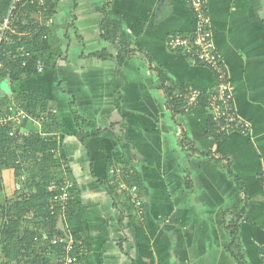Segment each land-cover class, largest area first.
I'll return each instance as SVG.
<instances>
[{"label": "crops", "instance_id": "crops-1", "mask_svg": "<svg viewBox=\"0 0 264 264\" xmlns=\"http://www.w3.org/2000/svg\"><path fill=\"white\" fill-rule=\"evenodd\" d=\"M205 1L247 135L216 139L203 107L179 115L169 107L161 73L177 97L218 84L168 48L172 35L195 27L187 0H59L47 24L59 54L32 80L50 102L47 128L56 123L45 137L57 139L75 185V210L58 225L89 244V264H264V0ZM110 164L132 172L143 215L115 188ZM19 179L3 181L5 201ZM9 218L33 229L26 216Z\"/></svg>", "mask_w": 264, "mask_h": 264}, {"label": "trees", "instance_id": "trees-1", "mask_svg": "<svg viewBox=\"0 0 264 264\" xmlns=\"http://www.w3.org/2000/svg\"><path fill=\"white\" fill-rule=\"evenodd\" d=\"M33 1L34 0H0V21H2L8 15L12 4L16 2L17 9L15 13H19L20 16H26V19L24 18L26 20V24H24V19L22 18L20 22L16 24L18 30L23 31L31 27L36 28L37 26H34V24L32 25L28 22L29 19H31L30 15L38 11V1L35 0L36 2L32 3ZM58 3L59 0H46L45 5H47L48 11L45 12V14H43L44 12L42 13L46 16V20L47 18L51 19L55 16ZM43 34L47 35L48 40L51 30L47 24L39 29V35L42 36ZM47 40L43 41L35 36L32 42H26V48L33 53L30 64L25 68H21L17 64L10 63L8 65V70L6 72L0 73V82H7L10 80L19 81L22 78H37L44 74L52 62L50 50L47 45L45 46ZM120 45L123 50L122 54L128 53L125 51L130 52L126 45ZM122 58H120L121 61L123 60ZM38 60H43L45 63V69L43 73L37 72ZM160 78L162 80V87L168 95V104L172 109L173 114L179 115L184 113V102L179 97L174 95L176 89H174L172 86H169V81L165 74L161 73ZM208 96L209 94H203V96L196 102V105L204 107V110H206L209 114V135L216 139H221L222 136L224 137L226 135L219 132V128L214 122ZM20 97H22L24 101L21 100V103L19 102V107L40 120V117L46 108L43 107L39 109L40 102L36 100L35 93L22 91L20 93ZM7 98H9V95ZM0 109L4 110V107ZM46 122V120H43L42 123ZM27 126H29V128H27ZM24 129L29 130L31 133L25 134L23 131ZM12 130H14V126L12 124L0 126V192L3 189L2 177L4 169L17 168L19 170L22 164L26 163L25 161L28 163L29 158H33L31 161L32 166L29 171L28 179L27 181H24V187L20 186L18 189V192L21 191L20 194L17 195L16 198H12V200L10 199L5 201V205H3L0 210L8 219V221L6 220L5 223H3L2 230H0V237L3 244L2 250L5 257L3 258L2 264H15L12 262L14 260H17V264H34L37 262L38 256H36L33 260H27V262L22 258H30V256L32 257L28 251L32 250V248L36 249L35 246L37 244H35L34 238L41 237V228L38 229V227L41 226L44 230H46L49 233V237L51 239L56 236H63L65 234V232H63L61 227L58 225V219L61 217L62 213L59 210L55 212L50 210V204L53 195L49 191V187L52 185V183L61 178V176L66 172L69 174V176L71 174L69 168L66 167V157L57 156L58 143L55 136L50 138L44 137L39 132H36L35 128L31 129V123L29 125L27 122L23 123L20 128L16 129L15 137H10L9 135ZM112 166L113 165L110 164L108 171L111 170ZM55 174H57V176H55ZM235 180L238 181L236 177ZM108 185L109 189L112 190V185H110V183H108ZM18 192L16 191V193ZM74 210V200H71L65 213L66 215H71ZM30 213L35 215L32 222L33 229L25 228L24 230H20L21 224L18 221L12 222L9 220L10 214H15L18 216V219H22L24 216ZM232 228L233 229H231V232L233 235V243H235L238 235V226L235 225ZM73 235L77 240L82 239L81 236L75 233ZM87 245L89 246V244ZM26 251L30 254V256H24ZM34 253L36 254L35 251ZM45 261L46 264L49 263L47 258ZM87 261L89 264V257Z\"/></svg>", "mask_w": 264, "mask_h": 264}, {"label": "built area", "instance_id": "built-area-1", "mask_svg": "<svg viewBox=\"0 0 264 264\" xmlns=\"http://www.w3.org/2000/svg\"><path fill=\"white\" fill-rule=\"evenodd\" d=\"M38 1V11L42 14L48 11L46 0ZM34 0L32 3H35ZM187 4L193 12L195 18V27L189 33H177L170 37L168 48L177 53H182L191 58L196 63L209 68L218 80L217 86L209 94V104L211 114L222 134L231 132H239L242 135H247L251 130V124L246 119L238 115L234 104V87L231 84V79L227 73V69L223 58L218 53L214 45L213 32L211 22L208 16L207 4L205 0H187ZM16 2L10 8L8 15L0 21V73L8 70L10 63L17 64L21 68H25L30 64L33 53L26 48V42H32L34 37L46 41L47 35H39V29L27 28L19 31L17 23L23 15L16 14ZM35 14V13H33ZM43 15V14H42ZM43 17V16H42ZM45 18V17H44ZM25 20V19H24ZM24 24H26L24 22ZM47 24V21H45ZM17 37V38H15ZM27 39V40H26ZM45 63L43 60L37 62V72L43 73ZM203 96V93L198 90H188L180 92L178 97L184 102V109L189 111L196 102ZM43 119H34L27 111L20 108L16 103H11L0 109V126L12 124L14 130L10 132V137H15L16 129L28 122H34L41 126ZM27 134V129L23 130ZM111 178L114 186L125 197L130 205L136 210L138 215H143L145 211V203L140 198L139 188L129 183L132 172L128 168L115 167L110 170ZM74 183L66 176L56 180L49 187L52 193L50 210L55 212L59 210L63 216L69 203L73 200ZM70 238V241L66 240ZM35 244L39 246L37 250V262L34 264H88L87 260L90 257V248L83 239L77 240L72 234L66 233L63 236L49 237V233L43 230L41 237L34 238ZM42 244V245H40ZM3 244L0 237V264L3 263ZM59 248V249H56ZM264 259V251L262 253Z\"/></svg>", "mask_w": 264, "mask_h": 264}, {"label": "rangeland", "instance_id": "rangeland-1", "mask_svg": "<svg viewBox=\"0 0 264 264\" xmlns=\"http://www.w3.org/2000/svg\"><path fill=\"white\" fill-rule=\"evenodd\" d=\"M43 14H45V12L43 13ZM43 16V17H42ZM25 17V19H26V16H24ZM44 17H46L45 15H42V14H39V13H35V14H32V15H30V18L31 19H29V23H31L32 25L34 24V26H37V27H40V26H44L45 25V21H47V24L49 23H51L52 24V19H50V18H47V20L44 18ZM26 20H24V22H25ZM52 32V31H51ZM58 42H57V40H56V38H55V36H53V35H50V36H48V40H47V42L45 43V46L47 45L48 46V48H49V50H50V54H51V56H52V60H53V62H51V66H49V67H52V66H54L53 64H54V62L56 61V57L58 56V54H59V45L57 44ZM33 78H29V79H20L19 81H7V82H0V108H2V107H5V106H7V105H9V104H11V103H16L17 105H19L20 106V103H21V100H23V98L22 97H20V93L22 92V91H26V92H34V93H38V94H35L36 95V100H38L39 102H40V104H39V109H41V108H43V107H45L46 109L48 108V106L50 105V102H45L43 99H41V98H39L40 97V93H39V87L36 85V82H34L33 80H32ZM36 90V91H35ZM7 93V94H6ZM9 95V98H7V96ZM24 101V100H23ZM20 102V103H19ZM50 107V106H49ZM48 111V110H47ZM47 111H44L43 113H42V115H41V117L44 119V117L45 118H50V116L51 115H47L48 113H49V111L47 112ZM53 116H56V114H52ZM51 117V120L50 121H52V122H54L55 123V121L57 120V118L56 117ZM40 117V118H41ZM37 120H39V119H37ZM46 121H47V119H46ZM53 123V124H54ZM34 124V123H33ZM56 124V123H55ZM54 124V126H55V128H56V125ZM35 125V124H34ZM35 126H37V129L39 128V133L42 135V136H47V134H50V133H52V132H54L53 131V128H54V126H52V127H50V129L49 128H47V126H46V123H42L41 124V126L40 125H35ZM31 132H29V130H27V134H30ZM32 158L33 157H30L29 158V162L27 163V161H25L26 163H24V164H22V166L20 167V169L18 170L17 168H12V169H4V171H3V177H2V179H3V181H5L6 183L9 181V179H16L17 180V178L19 179V177L21 176V179H19V181H20V184L19 185H21L22 187H24L23 186V183H24V181H27V179H28V176H29V171H30V169H31V166H32V163H31V161H32ZM34 160V159H33ZM64 170H66V169H64ZM5 173V174H4ZM16 173H18V174H16ZM20 174V175H19ZM55 176H57V174H55ZM23 179V180H22ZM26 179V180H25ZM12 181V183L14 184V182H16L17 183V181ZM20 187V186H19ZM4 190V189H3ZM2 190V191H3ZM1 191V192H2ZM16 191L18 192V188H16ZM16 191H15V193H16ZM20 192L21 191H19L17 194L19 195L20 194ZM26 192V191H25ZM4 193H5V195H0V204H4L5 203V200L6 199H8V198H6V195H7V192L6 191H4ZM13 194L12 196H11V198H16V197H14L16 194ZM10 194V193H9ZM10 198V199H11ZM2 205H0V210H1V206ZM1 214H3V213H1V211H0V220H1ZM34 214H32V213H30V214H27L26 215V217L27 218H25L26 220H30V221H32L33 222V218H34ZM64 217L66 216V213L63 215ZM2 226V224L0 223V227ZM41 227V226H40ZM40 227H38V229L40 228ZM40 233H41V231H40ZM75 234H77V235H79V233H75ZM80 236V235H79ZM66 240L67 241H70V238H67L66 237ZM40 245H42V244H40ZM36 248H39V246H37L36 245ZM30 250V249H29ZM37 250L38 249H33L32 248V250H30V251H28L31 255H32V257L30 256V254L26 251V253L24 254V256L26 255V257H28V256H30V258H22L24 261H26L27 262V260H33L36 256H37ZM34 251L36 252V254L34 253ZM23 256V257H24ZM17 264V263H16Z\"/></svg>", "mask_w": 264, "mask_h": 264}, {"label": "water", "instance_id": "water-1", "mask_svg": "<svg viewBox=\"0 0 264 264\" xmlns=\"http://www.w3.org/2000/svg\"><path fill=\"white\" fill-rule=\"evenodd\" d=\"M60 219H62V216L60 217ZM59 224L61 226L62 231L65 232L64 221L61 220Z\"/></svg>", "mask_w": 264, "mask_h": 264}, {"label": "bare ground", "instance_id": "bare-ground-1", "mask_svg": "<svg viewBox=\"0 0 264 264\" xmlns=\"http://www.w3.org/2000/svg\"><path fill=\"white\" fill-rule=\"evenodd\" d=\"M209 13V12H208ZM172 52V51H171ZM98 55V54H97ZM184 55V54H183ZM100 56V55H99ZM156 69V68H155ZM166 72V71H165ZM113 87V86H112ZM204 108V107H203ZM174 116V115H173ZM175 119V118H174ZM219 134V133H218ZM223 137V136H222ZM221 137V138H222ZM221 140V139H220ZM226 157V156H225ZM109 164V163H108ZM117 164V163H116ZM108 177V176H107ZM141 186V185H140ZM115 193V192H114ZM143 193V192H142ZM241 217V216H240ZM244 217V216H243ZM247 219V218H246ZM141 220V219H140ZM38 235V234H37ZM4 253V252H3Z\"/></svg>", "mask_w": 264, "mask_h": 264}, {"label": "clouds", "instance_id": "clouds-1", "mask_svg": "<svg viewBox=\"0 0 264 264\" xmlns=\"http://www.w3.org/2000/svg\"><path fill=\"white\" fill-rule=\"evenodd\" d=\"M62 219H63V216H62Z\"/></svg>", "mask_w": 264, "mask_h": 264}]
</instances>
